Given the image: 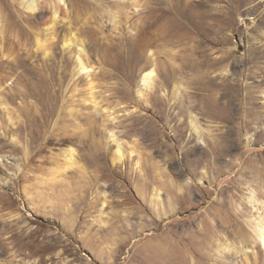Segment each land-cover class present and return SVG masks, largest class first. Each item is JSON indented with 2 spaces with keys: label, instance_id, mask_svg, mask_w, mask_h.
<instances>
[{
  "label": "rangeland",
  "instance_id": "rangeland-1",
  "mask_svg": "<svg viewBox=\"0 0 264 264\" xmlns=\"http://www.w3.org/2000/svg\"><path fill=\"white\" fill-rule=\"evenodd\" d=\"M20 1L0 0V264H264V0ZM144 29L133 69L106 59Z\"/></svg>",
  "mask_w": 264,
  "mask_h": 264
},
{
  "label": "bare ground",
  "instance_id": "bare-ground-1",
  "mask_svg": "<svg viewBox=\"0 0 264 264\" xmlns=\"http://www.w3.org/2000/svg\"><path fill=\"white\" fill-rule=\"evenodd\" d=\"M16 1V0H14ZM18 1V0H17ZM5 2V1H4ZM157 2V1H156ZM159 2V1H158ZM176 2V0H175ZM14 3V2H13ZM20 3L23 5V7H25L26 10L29 11H34L37 6H36V0H21ZM186 3V2H185ZM15 4V3H14ZM66 4V3H65ZM116 4V3H115ZM19 5V3H18ZM21 5V6H22ZM188 5V4H187ZM2 6V4H1ZM6 7V6H5ZM158 9V8H157ZM156 9V10H157ZM162 9V8H161ZM160 9V10H161ZM163 10V9H162ZM113 11V10H112ZM159 11V10H158ZM165 11V10H164ZM111 12V11H110ZM109 12V13H110ZM58 13V11H57ZM162 13V12H161ZM167 13V12H165ZM29 14V13H28ZM160 14V13H159ZM177 12L175 11H170V14L168 13V15L166 16H163L161 19H162V26L164 27L165 31H167V33L169 32L170 34L172 35H175V30H176V26H177ZM185 14V13H184ZM58 15V14H57ZM21 17V15H19ZM18 16V17H19ZM29 16V15H28ZM161 16V15H160ZM194 16V15H193ZM118 17H119V14L117 11L115 12H111V20H113L115 23H117L116 20H118ZM184 17V16H183ZM183 17L181 19H183ZM22 18V17H21ZM28 18V17H27ZM78 18V17H77ZM197 18V16H196ZM20 19V18H19ZM26 20V17L24 18ZM159 19V20H161ZM9 20V19H8ZM21 20V19H20ZM89 20V19H88ZM158 20V21H159ZM87 21V20H86ZM24 22V21H22ZM29 23V21H27ZM182 22V21H181ZM194 22V20H193ZM12 23V22H11ZM15 23V22H14ZM18 23H21V22H18V19H17V24ZM27 23V24H28ZM89 23V22H88ZM180 23V21H179ZM9 24V23H8ZM158 24V22H157ZM184 24V23H182ZM180 24V25H182ZM10 25V24H9ZM14 25V24H13ZM12 25V26H13ZM23 25V24H22ZM179 25V24H178ZM186 26V24H184ZM21 26V25H20ZM24 26V25H23ZM66 26V25H65ZM64 26V27H65ZM193 26V25H191ZM14 27V26H13ZM17 27V26H16ZM29 27V29H27L28 32H37V31H34V30H31V27L30 26H27ZM187 27V26H186ZM195 27V26H194ZM24 28V27H23ZM18 29H16L17 31ZM49 30V29H48ZM160 30V29H159ZM15 31V30H14ZM14 31L12 30V32L14 33ZM179 31V30H177ZM182 31V30H181ZM11 32V33H12ZM21 31H19L20 33ZM22 33V32H21ZM182 33V32H181ZM14 34H17L16 32ZM95 34V33H94ZM137 34V33H136ZM177 34V33H176ZM21 35V34H20ZM12 36V35H11ZM19 36V35H18ZM72 36V35H71ZM16 37V36H15ZM95 37V36H94ZM12 38H14V36H12ZM18 38V37H17ZM20 38V37H19ZM28 38V37H27ZM148 38V33H147V30H142L141 32L139 31L138 34L136 35L135 37V40L133 41V45L132 47H128V46H122L120 51L117 47V43L116 41L114 40V38H106L104 40V44H105V54H106V59H108V61L114 65L115 63H117L118 60H122L123 63H124V66H125V70L126 71H130L131 69H133L135 67V60H136V53L137 51H141L142 48L144 49V47L146 46V40ZM38 40V44H39V47L42 48L45 52H46V56H52V55H55L57 53V48L59 47L60 45V42L62 41V37L60 36V34L58 32H55V31H48V34H47V37H45L44 39L43 38H37ZM97 39V38H96ZM14 40V39H13ZM21 40V39H20ZM18 39V41H20ZM63 46L67 45V46H70V44L72 43V41H69L68 42V39L66 38H63ZM98 41V40H97ZM95 43V42H94ZM148 46V45H147ZM116 48L118 50H116ZM146 49V48H145ZM66 52V48H64L62 50V54H65ZM84 53L81 51V54ZM64 56V55H63ZM44 58H47L44 56ZM221 59V58H220ZM137 63V62H136ZM78 67H79V70L81 71H86L87 73H89L90 69L92 68L90 63H87L83 60V58L79 57L78 59ZM136 70V69H135ZM134 71V70H133ZM132 71V72H133ZM160 71V70H159ZM193 73V72H192ZM126 74V73H125ZM128 75V74H127ZM89 76V75H88ZM120 76V75H119ZM156 76H157V65L155 63H151L145 67L142 68V83L143 85L145 86V88L147 89H150L153 87L154 83H155V79H156ZM127 77V76H126ZM130 77V76H129ZM50 78V77H49ZM222 85V84H221ZM221 87V86H220ZM196 88H200L199 86L196 87ZM216 92V91H215ZM200 95V94H199ZM226 96V94H225ZM224 91H223V88H220V92H219V102H218V105L220 107H223L224 106ZM211 104V103H210ZM143 116L145 115H140V118H142ZM213 116V115H212ZM143 119V118H142ZM203 153V152H202ZM124 156V153L121 152V148L118 147V149L115 151V156H114V160H116L117 158L119 159H122ZM261 201V200H259ZM263 202V201H261ZM254 203H255V200H254ZM257 204V203H255ZM261 204V203H260ZM264 204V202L262 203ZM262 206V205H261ZM258 207V205H257ZM259 208V207H258ZM255 209V208H254ZM264 210V207L262 208ZM264 213V212H263ZM263 215V214H261ZM258 217V216H257ZM260 219H258V222L256 224V232H257V236L258 238L260 239V241L264 244V215L259 217ZM254 223V222H253ZM204 231V230H203ZM30 235V234H29ZM31 237V236H30ZM40 240V239H39ZM201 241V240H200ZM44 244L41 246V249H45L46 247L49 246V243L47 241H43ZM170 244V243H169ZM52 247V246H51ZM183 247V246H182ZM151 248V247H150ZM149 248V249H150ZM155 249L157 251H160L161 252V255L163 257H166L165 256V250L164 248L162 247V245L160 244H157L155 245ZM152 250V249H151ZM180 250V249H179ZM172 251V250H171ZM156 253V252H155ZM173 253V251H172ZM169 255V254H168ZM176 255V254H175ZM178 255V254H177Z\"/></svg>",
  "mask_w": 264,
  "mask_h": 264
}]
</instances>
